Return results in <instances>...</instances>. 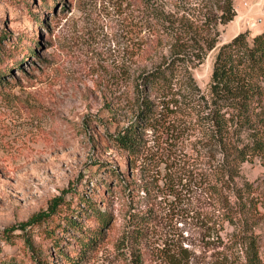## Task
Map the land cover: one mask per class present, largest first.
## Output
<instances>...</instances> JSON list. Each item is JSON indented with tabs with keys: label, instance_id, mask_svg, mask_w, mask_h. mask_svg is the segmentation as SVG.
<instances>
[{
	"label": "rangeland",
	"instance_id": "1",
	"mask_svg": "<svg viewBox=\"0 0 264 264\" xmlns=\"http://www.w3.org/2000/svg\"><path fill=\"white\" fill-rule=\"evenodd\" d=\"M233 1L236 14L218 25L217 45L241 30L264 29V0ZM140 8L139 0H0V264H162L152 242L186 235L188 210L208 209L213 200L199 182L179 184L172 195L162 162L128 164L112 140L136 110L132 84L154 43ZM215 51L192 68L204 90ZM148 93L154 98L156 90ZM179 117L171 154L179 164L191 152L199 164V144L182 140L188 123ZM144 135L155 136L151 129ZM241 175L264 186L259 159L244 161ZM58 195L73 208L70 223L62 207L40 223L3 231ZM83 197L109 211L107 221ZM147 208L153 215L138 237L134 212Z\"/></svg>",
	"mask_w": 264,
	"mask_h": 264
},
{
	"label": "trees",
	"instance_id": "2",
	"mask_svg": "<svg viewBox=\"0 0 264 264\" xmlns=\"http://www.w3.org/2000/svg\"><path fill=\"white\" fill-rule=\"evenodd\" d=\"M139 1L141 21L152 29L154 43L143 51L132 84L136 110L111 134L112 140L126 152L128 164L140 157L162 162L172 195L181 191L179 184L199 182L207 185L204 193L213 199L206 203L208 209L188 210L186 235L176 237L173 232L171 236H157L152 242L153 252L162 264H264V186L238 179L244 161L259 159L264 165V29L252 35L241 30L217 45L218 25L236 14L233 0ZM213 47L216 51L204 90L192 68ZM151 89L156 90L154 98L148 93ZM112 104L106 105L112 110ZM179 115L188 123L187 136L182 140L192 139V146L199 144L195 149L205 167L197 164L191 152L179 158L187 159L188 166L180 160L178 164V158L171 154L170 145L181 123ZM146 129H151L154 138L144 135ZM215 152L220 158L211 165ZM106 187H110L108 183ZM82 199L107 221L109 211L101 210L95 199ZM62 207L63 219L70 223L73 220L67 212L73 208L58 195L46 208L3 231L40 223ZM134 215L138 221L134 233L141 237L153 212L147 208ZM25 241L29 242V237ZM137 248L141 259V244ZM35 260L38 262L39 257Z\"/></svg>",
	"mask_w": 264,
	"mask_h": 264
}]
</instances>
